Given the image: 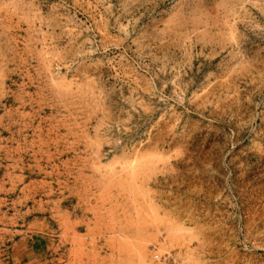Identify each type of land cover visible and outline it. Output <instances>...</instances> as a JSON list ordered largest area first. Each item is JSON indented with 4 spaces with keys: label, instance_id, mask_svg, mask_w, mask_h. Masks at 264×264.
Instances as JSON below:
<instances>
[{
    "label": "rangeland",
    "instance_id": "obj_1",
    "mask_svg": "<svg viewBox=\"0 0 264 264\" xmlns=\"http://www.w3.org/2000/svg\"><path fill=\"white\" fill-rule=\"evenodd\" d=\"M264 264V0H0V264Z\"/></svg>",
    "mask_w": 264,
    "mask_h": 264
},
{
    "label": "built area",
    "instance_id": "obj_2",
    "mask_svg": "<svg viewBox=\"0 0 264 264\" xmlns=\"http://www.w3.org/2000/svg\"><path fill=\"white\" fill-rule=\"evenodd\" d=\"M152 262L155 264H185L173 253H159L158 251L153 253Z\"/></svg>",
    "mask_w": 264,
    "mask_h": 264
}]
</instances>
